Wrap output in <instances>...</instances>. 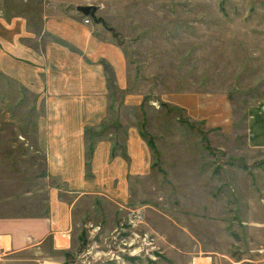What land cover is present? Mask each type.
I'll use <instances>...</instances> for the list:
<instances>
[{
  "label": "rangeland",
  "instance_id": "rangeland-1",
  "mask_svg": "<svg viewBox=\"0 0 264 264\" xmlns=\"http://www.w3.org/2000/svg\"><path fill=\"white\" fill-rule=\"evenodd\" d=\"M91 5L92 16L77 10L86 34L118 59L94 60L107 103L102 121L83 132L91 143L109 135L110 155L124 161L125 138L135 132L144 164L132 159L122 198L88 188L100 201L89 208L81 198L74 218L88 213L67 232L66 246L53 245L56 232L6 262L264 264V148L248 147L245 132L248 110L264 101V0ZM42 6L0 0V18H24L27 38L37 39L48 16ZM1 61L0 173L24 182L27 193L47 164L35 136L47 124L50 93L21 86ZM85 174L92 176L90 167Z\"/></svg>",
  "mask_w": 264,
  "mask_h": 264
},
{
  "label": "crops",
  "instance_id": "crops-1",
  "mask_svg": "<svg viewBox=\"0 0 264 264\" xmlns=\"http://www.w3.org/2000/svg\"><path fill=\"white\" fill-rule=\"evenodd\" d=\"M115 1L119 0H43L42 9L48 16L42 23L44 34L37 39L27 38L32 34L24 25L27 23L24 18H10L7 22L5 17L0 18L1 32L6 31L5 35L0 33L4 51L0 52V60L7 62L2 70L28 90L50 93L45 105L50 108L47 124L35 136L36 148L46 157L45 172H39L27 193L24 182H11L12 178L0 173V264H9L6 256L38 247L56 232L61 236L57 240L53 237V245L66 246L63 243L67 241V232L88 213L80 210L74 218L73 210L82 204L81 198L88 201L89 208L100 201L90 198L93 191L104 195L97 188L110 190L114 199L122 198L125 171L132 170V159L144 164L143 155L135 150L136 146L143 150L135 132L129 131V138H125V161L116 151L110 155L113 144L109 135L91 143L83 132L84 128H94L102 121L107 103L101 97L103 74L94 60L118 59V56L107 46L104 48L102 40L86 34L88 25L81 22L76 6ZM49 8L55 11L48 12ZM26 59L33 62V67ZM30 67L33 81L26 74ZM245 132L248 147L264 148V101L248 110ZM86 167H90L91 177L85 174ZM9 183L15 189L11 193L3 189ZM88 188L96 189L85 193Z\"/></svg>",
  "mask_w": 264,
  "mask_h": 264
},
{
  "label": "water",
  "instance_id": "water-1",
  "mask_svg": "<svg viewBox=\"0 0 264 264\" xmlns=\"http://www.w3.org/2000/svg\"><path fill=\"white\" fill-rule=\"evenodd\" d=\"M76 10L80 11L83 15H93L94 7L91 5H77Z\"/></svg>",
  "mask_w": 264,
  "mask_h": 264
},
{
  "label": "built area",
  "instance_id": "built-area-1",
  "mask_svg": "<svg viewBox=\"0 0 264 264\" xmlns=\"http://www.w3.org/2000/svg\"><path fill=\"white\" fill-rule=\"evenodd\" d=\"M84 21H86V22H87V21H88V19L86 18V19H84ZM191 264H194V263H191Z\"/></svg>",
  "mask_w": 264,
  "mask_h": 264
}]
</instances>
